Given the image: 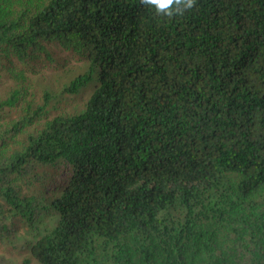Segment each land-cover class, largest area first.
Wrapping results in <instances>:
<instances>
[{
  "label": "trees",
  "instance_id": "1",
  "mask_svg": "<svg viewBox=\"0 0 264 264\" xmlns=\"http://www.w3.org/2000/svg\"><path fill=\"white\" fill-rule=\"evenodd\" d=\"M22 230L21 264H264V0H0V242Z\"/></svg>",
  "mask_w": 264,
  "mask_h": 264
},
{
  "label": "rangeland",
  "instance_id": "2",
  "mask_svg": "<svg viewBox=\"0 0 264 264\" xmlns=\"http://www.w3.org/2000/svg\"><path fill=\"white\" fill-rule=\"evenodd\" d=\"M66 56H69L66 59L68 61L66 68H69L70 78L75 73H78L76 70L82 64L76 58L71 57L70 55ZM61 70V66H59V68H56L55 65L47 66L43 68L39 74H30V76L37 85L38 91H41L43 89V86H48L52 90H57L61 86L59 80L62 78L58 76H52V74ZM72 70H74V73H71ZM96 83L97 82L91 83L89 87L85 89V92L77 96V99L75 101H70L69 105H67V109L74 110L75 107L83 108L86 101L88 100V97L91 94L92 89L94 90V85H96ZM66 173L69 174V171H66ZM62 176L65 177V174H63ZM18 235L20 236V240H18L15 244H6L0 242V260L2 258H5L10 262H8L9 264H21L23 259L29 255V251L26 250L25 246L28 240L33 239V235L28 234L27 230L20 231Z\"/></svg>",
  "mask_w": 264,
  "mask_h": 264
},
{
  "label": "clouds",
  "instance_id": "3",
  "mask_svg": "<svg viewBox=\"0 0 264 264\" xmlns=\"http://www.w3.org/2000/svg\"><path fill=\"white\" fill-rule=\"evenodd\" d=\"M196 3L197 0H141V4L154 10L156 16L169 20L182 17L193 10Z\"/></svg>",
  "mask_w": 264,
  "mask_h": 264
}]
</instances>
